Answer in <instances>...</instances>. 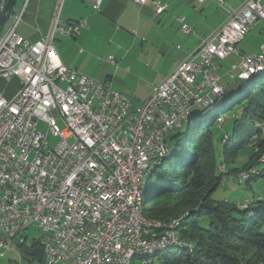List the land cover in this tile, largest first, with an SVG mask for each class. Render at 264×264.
I'll return each instance as SVG.
<instances>
[{
    "label": "built area",
    "instance_id": "obj_1",
    "mask_svg": "<svg viewBox=\"0 0 264 264\" xmlns=\"http://www.w3.org/2000/svg\"><path fill=\"white\" fill-rule=\"evenodd\" d=\"M99 4L95 0L91 6L97 10ZM263 20L264 0H244L134 106L103 81L61 63L55 36L73 35L85 21H64L59 8L49 34L31 42L17 35L20 18L15 17L0 33V77L21 81L10 100L0 94V256L18 240L42 251L41 261L29 258L27 264H118L128 250L164 239L184 242L177 230L156 233L151 224L146 235L136 234L142 221L134 199L143 171L166 149V133L193 107L207 108L220 99L218 64L237 54L253 23ZM234 69L245 79L264 69V46L257 54L239 56ZM57 118L65 131L57 127ZM39 121L59 139L53 148L37 129ZM31 226L40 237L27 243L23 235Z\"/></svg>",
    "mask_w": 264,
    "mask_h": 264
},
{
    "label": "trees",
    "instance_id": "obj_2",
    "mask_svg": "<svg viewBox=\"0 0 264 264\" xmlns=\"http://www.w3.org/2000/svg\"><path fill=\"white\" fill-rule=\"evenodd\" d=\"M248 82V88L242 90V82L201 113L204 120L198 128L196 121L167 136L168 152L152 166L144 182L142 214L148 221L161 223L181 218L177 237L190 245L176 240L167 245L172 247L147 257L151 264L153 260L158 264H264V200H247L237 206L211 199L218 187V163L222 159L225 164L233 163L239 150L250 143V160L255 161L243 172L247 177L242 182L264 179V160L260 161L264 153V72ZM222 112L229 115L231 134L217 139L222 144L219 160L214 152L215 131L225 122ZM246 202L249 206L243 208ZM202 219L205 228L200 225Z\"/></svg>",
    "mask_w": 264,
    "mask_h": 264
},
{
    "label": "crops",
    "instance_id": "obj_3",
    "mask_svg": "<svg viewBox=\"0 0 264 264\" xmlns=\"http://www.w3.org/2000/svg\"><path fill=\"white\" fill-rule=\"evenodd\" d=\"M94 1L15 0L13 11L0 25L3 28L1 32L12 26L15 17H19L17 35L31 42L40 41L49 34L53 15L59 8L64 21H85V26L78 29L77 33L55 36L54 47L61 63L82 74V71H97L90 73L89 78L100 79L111 89L129 97L133 105L137 106L182 60L196 50L204 37L221 26L227 12L236 9L244 0L235 7L224 9L225 16L218 20L203 23L198 22L197 13L209 0H146L142 5L135 0H100L97 10L91 6ZM216 1L220 6L225 2ZM162 8L164 10L160 11ZM179 19H183L182 23L190 29L189 33L183 32ZM196 26L200 27L199 33L194 30ZM179 29L182 35L178 33ZM134 32L139 38L132 37L131 33ZM241 55L237 50V54L223 61L238 56L237 65ZM222 62L218 64L219 83ZM236 65L233 71H237L234 69ZM129 71H149L143 91L141 80L136 86L126 88L125 78H134ZM118 74L123 75V81L117 79ZM20 82L19 77H0V94L3 98L10 100Z\"/></svg>",
    "mask_w": 264,
    "mask_h": 264
},
{
    "label": "rangeland",
    "instance_id": "obj_4",
    "mask_svg": "<svg viewBox=\"0 0 264 264\" xmlns=\"http://www.w3.org/2000/svg\"><path fill=\"white\" fill-rule=\"evenodd\" d=\"M224 1L225 2L222 6H220L216 0H209L204 5H202L201 11L197 13L198 22L203 23V22H213L215 20H218L221 16H225L224 9H226L227 7L228 8L235 7V6L239 5L243 0H224ZM197 10H200V9L197 8ZM199 28L196 26L194 28L195 32L199 33V31H200V30H198ZM177 31H178V33H180V35H182L180 29ZM131 35L134 38L138 37L136 32L131 33ZM262 43H264V20L253 23V25L250 28V31L245 36L244 40L240 44L237 45V50L239 51L240 55H241V53L246 54V55L256 54L258 51L261 50V48L263 46ZM53 45H54V41H53ZM98 51H99V48H98ZM237 60H238V56H231L229 59H227L223 62L221 61L222 63L220 65L219 73L221 75V84L224 87V89L226 90V92H228V90L235 89L238 85L241 84V81L238 80L237 78H235L238 71H233V66L236 65ZM263 70H261V71H263ZM82 72L84 73V75L89 77L90 73H94L97 71H82ZM126 72H128V71H126ZM129 72H131L133 74L134 78H130L129 76H127L125 78V81L127 84L126 88L136 86L139 83V80H141V82H140L141 91H143L144 86H145V82L148 80L146 77V74L149 71H129ZM113 73H114V71H113ZM111 74H112V72L108 73V75H111ZM232 77H234V78H232ZM117 79L120 81H123L124 77L122 74H118ZM95 80H97V79H95ZM113 90L116 91V89H113ZM221 99L222 98L220 97V99L216 103H214V105H217L221 101ZM209 107L210 106H208L206 109H208ZM221 115L223 117H226V119H225V122L223 123L222 127L218 128L215 131L216 140H215V150H214L215 157H216V159H219V160L221 158V153H222V144H221V142H218L217 139H221V137H223L225 134H227V136H229L231 134V120L228 118V116H229L228 113L222 112ZM218 121H219V119H218ZM56 125L60 131H65L66 125L61 118L56 119ZM37 129L46 135V137L48 138V145L50 148H53L57 144V142L59 141V139L57 137H54L50 133L46 123L39 121L37 123ZM250 144H249V146H246V147L242 148L241 150H239V152L237 153L233 163L225 164V162H223L224 161L223 159L221 160L220 164L218 163L215 174L219 180H217L218 187L211 194V199L213 201H215V202L225 201L227 203H231V204H235V205L239 206L240 204L244 203L247 200L251 201V202H255L259 198L261 200H264V179L258 178L257 180L251 181L250 183L246 184L245 182H242L247 177L246 174H245L246 176L244 175V177L239 178V174L245 172V170L255 161V160H250V157H251L252 152H253ZM262 158L264 160V153L262 154ZM262 166H263L262 164L258 165L259 168ZM232 180H234V182ZM239 182H242V183H239ZM142 204H143V197H142L141 205ZM248 206H249V203L246 202L244 204V206H242V207L246 208ZM252 206L253 205L251 204L250 207L252 208ZM241 210H242V208H241ZM141 212H142V210H141ZM143 218H144V216H143ZM173 220H170V221H172L170 223V225H172L175 222H178V224L180 225L179 222H180L181 218L175 219L174 221ZM146 221H148V220H146ZM148 222H153V221H148ZM200 225L203 228L206 227V222L204 221V219L200 220ZM151 229H153V231L156 233H162V231L160 232V229H158V228L154 227ZM146 231H147V229H142L141 234L144 233L142 235H146ZM262 232H264V227L262 228ZM23 237L26 238L27 243H31L32 240L40 237V233L36 229L35 226H31L24 233ZM184 242H187V241L185 240ZM169 247H172V246H169ZM169 247L166 246V248H169ZM166 248L159 250L152 255H155L156 253L161 252V251L165 250ZM190 248L191 249H188V248H184V249L192 250V246ZM149 256H151V255L142 256L141 259H140V257L134 258L131 264H138L141 260H146L147 257H149ZM143 257L144 258L146 257V258L144 259ZM27 263H28L27 259L22 256L21 249L18 248L13 243L9 244L4 249L3 255L0 256V264H27ZM152 264H158V263L156 260H153Z\"/></svg>",
    "mask_w": 264,
    "mask_h": 264
},
{
    "label": "bare ground",
    "instance_id": "obj_5",
    "mask_svg": "<svg viewBox=\"0 0 264 264\" xmlns=\"http://www.w3.org/2000/svg\"><path fill=\"white\" fill-rule=\"evenodd\" d=\"M212 105H214V104H209L208 106H212ZM166 151L167 150L165 149V150H161L160 152H158L157 155H156V157L154 158V160L151 161V166L148 169H146V170L143 171V181L141 182L140 187H139V194L134 199V211H135V215L139 218V220L142 221L136 227V234L137 235L144 234V233L141 234L142 229H147V231H148L150 229V224H151V228H154V227L155 228H158V229H160V232L162 231V233H168L169 232V229L176 230V228L179 226L178 222H175L172 225H170V223L172 221H169L167 223H161V222H158V221L157 222H148V221H146L143 218V214L141 212V210H142L141 209L142 208L141 207L142 206L141 203H142V197H143V187H144V182L146 180V177L148 176V173L151 171L152 166L153 165L155 166V165H157L159 163V161L161 160V158L165 155ZM175 242H176L175 239H164V240H162V241H160L158 243H155L154 245H146V246H143L141 248L128 250L127 254H125V256H124V259L118 260V264H131L134 258L140 257V259H141L142 256L152 255L155 252H157L159 250H162L167 245H171V244H173ZM141 261H143V260H141Z\"/></svg>",
    "mask_w": 264,
    "mask_h": 264
},
{
    "label": "water",
    "instance_id": "obj_6",
    "mask_svg": "<svg viewBox=\"0 0 264 264\" xmlns=\"http://www.w3.org/2000/svg\"><path fill=\"white\" fill-rule=\"evenodd\" d=\"M15 4V0H0V25H2L5 21V19L7 18L8 14H10L13 11V6ZM263 71H259V72H255L253 74H251L248 78H240L239 74L240 72L238 71L235 78H237L238 80L242 82H245L244 85L242 86V90L248 88L250 86V83L248 82V80L257 74L263 73ZM234 78V77H232ZM219 86L221 88L220 94L218 96H220L221 98H223L224 93L226 92V90L224 89V87L221 85V83H219ZM216 99V98H214ZM204 111H207L206 108L204 107H193L189 114L187 115L186 119L183 120L176 128L172 129L171 131L167 132L165 137L163 138V144L166 147V150L168 152V147L166 144V140H167V136L169 135V133L173 132L174 130L180 129L183 125H188L191 126L193 125L196 121H198V126L203 122L204 120V116H200L201 113H203ZM264 142V135L263 138L261 140V143ZM13 244L16 245L18 248L21 249L22 255L29 258H33L37 261H41L42 260V251L41 249L37 248V247H30L27 245L21 246L20 242L18 240H14Z\"/></svg>",
    "mask_w": 264,
    "mask_h": 264
},
{
    "label": "flooded vegetation",
    "instance_id": "obj_7",
    "mask_svg": "<svg viewBox=\"0 0 264 264\" xmlns=\"http://www.w3.org/2000/svg\"><path fill=\"white\" fill-rule=\"evenodd\" d=\"M26 259H28L27 257H25Z\"/></svg>",
    "mask_w": 264,
    "mask_h": 264
}]
</instances>
